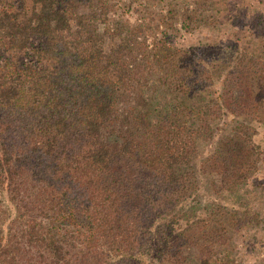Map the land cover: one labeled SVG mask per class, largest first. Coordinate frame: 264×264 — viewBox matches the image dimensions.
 I'll return each instance as SVG.
<instances>
[{
	"label": "trees",
	"instance_id": "1",
	"mask_svg": "<svg viewBox=\"0 0 264 264\" xmlns=\"http://www.w3.org/2000/svg\"><path fill=\"white\" fill-rule=\"evenodd\" d=\"M114 6L0 0V264H237L264 230V29L185 47L194 9Z\"/></svg>",
	"mask_w": 264,
	"mask_h": 264
},
{
	"label": "rangeland",
	"instance_id": "2",
	"mask_svg": "<svg viewBox=\"0 0 264 264\" xmlns=\"http://www.w3.org/2000/svg\"><path fill=\"white\" fill-rule=\"evenodd\" d=\"M112 3L115 10L111 11L110 16L129 23H134L144 11L160 18L172 6L180 12L186 8L194 9L196 16L188 30L179 27L170 30L179 46L189 47L204 42L210 46L209 49H233L240 46L245 35L252 33L256 27L264 29V0H112ZM181 20L182 17L177 18V21ZM230 118L229 115L226 117L227 120ZM256 139L262 152L255 177L264 184V131L258 132ZM207 151L205 149L203 155ZM262 192L261 196H252L253 203H261L259 207L264 212V191ZM207 197L204 194V199ZM202 201L204 202L203 199ZM215 201L223 200L218 198ZM255 229L257 228L253 227L242 238L244 241L238 243L235 253L237 264H264V230Z\"/></svg>",
	"mask_w": 264,
	"mask_h": 264
}]
</instances>
